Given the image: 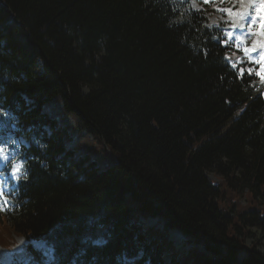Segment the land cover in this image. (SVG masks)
Returning a JSON list of instances; mask_svg holds the SVG:
<instances>
[{
  "label": "trees",
  "instance_id": "obj_1",
  "mask_svg": "<svg viewBox=\"0 0 264 264\" xmlns=\"http://www.w3.org/2000/svg\"><path fill=\"white\" fill-rule=\"evenodd\" d=\"M218 38L188 0H0V144L30 169L6 191L0 246L44 239L58 264H264L245 243L264 234V80ZM141 214L186 236L187 258L167 262Z\"/></svg>",
  "mask_w": 264,
  "mask_h": 264
},
{
  "label": "rangeland",
  "instance_id": "obj_2",
  "mask_svg": "<svg viewBox=\"0 0 264 264\" xmlns=\"http://www.w3.org/2000/svg\"><path fill=\"white\" fill-rule=\"evenodd\" d=\"M197 1H202V0H197ZM236 2H238V5L245 3L244 0H237ZM193 5L196 8L198 7V4L196 5L194 3ZM198 9H203V8L200 7ZM207 15L209 16L210 20L213 21L214 23L216 22L218 24L220 22H223V20H221L220 14H218V15L217 14H207ZM256 19L259 21L256 24L255 28H253V26L255 24H253L251 26V35H249L247 42L243 46L249 47L250 49H256V51H254V52L252 51V52H250V54L252 56H255L257 59H259L257 56V50H259L262 47L263 42L256 43V37L259 36V35L258 36H256V35L258 33H261V27H259L258 25L261 24L262 22H261L259 16H257ZM229 24H230V26L228 28H230L232 31L233 28L235 27V25L232 22H229ZM249 39H251V41L248 44ZM253 64L257 65L254 62H253ZM258 65L264 66V63L261 62ZM48 109L53 112L52 108H48ZM60 114L61 113H59L58 115L61 118ZM62 124L70 128L72 137L75 138L77 136L78 130L75 127L77 125V123H76L75 119L72 118V116H70V115L64 116ZM81 140L85 143L95 142L88 135H87V137H86V135H84V137H82ZM93 146L96 149H98L99 151H102V148L99 147L97 142H95V144ZM209 176L211 177V179L213 181H220V179H217L213 174H209ZM248 197H249V195L247 194V192H244L242 195H239V197L234 196L232 198L233 203L235 204L234 207H241V206L248 207L247 206L248 205ZM140 221L143 223L142 226H146V228H147V226H154V224H157L156 218H154V217L153 218L152 217L147 218L146 216H143V215L140 216ZM158 227L162 228L163 225L158 224ZM147 231L149 232V230H147ZM155 233L157 235L155 237H153L151 239V241L155 240V241H157V243L162 245V247L168 253L165 255L166 260H169L171 255L172 256L174 255L176 259H177V255L180 256V258H187V255L190 253L189 249H191L193 244L186 236H182L180 234H177L176 232L174 233V232L170 231L169 229L166 232L161 231V233L164 234V235L163 234L162 235L164 236L165 239L162 238L158 234V232H155ZM159 239H160V241H159ZM6 242L9 243V247L11 249L6 250V249H4L5 247H0V258H2V260H0V264H25L22 259H17V255L23 252L25 245L28 243L27 238L23 237V236H19V235L8 236ZM33 242H32V245L34 246V248L37 249V251L43 253V255L46 256L48 259H52V252L50 251V249L48 248V246L45 243L40 242V241L35 242V243H33ZM245 243L248 246H252L253 244H255L257 250L259 252H261L262 254H264V234L259 229L253 228V235L251 237L246 238ZM167 250H172V252H169ZM9 251L13 252V259H11V256L9 255ZM181 260H183V259H181ZM181 260H178V261L181 262Z\"/></svg>",
  "mask_w": 264,
  "mask_h": 264
},
{
  "label": "snow or ice",
  "instance_id": "obj_3",
  "mask_svg": "<svg viewBox=\"0 0 264 264\" xmlns=\"http://www.w3.org/2000/svg\"><path fill=\"white\" fill-rule=\"evenodd\" d=\"M248 11L240 14V19L242 23L239 25V31L237 32L235 29L232 31H226L224 34V38H218L220 40L221 46L227 47L229 44L234 45L237 49H240L244 52L250 61H253L256 64H260L261 60H264V50L259 52V59L250 54V50L248 47L241 48L242 44H245L247 41V37L251 35V26L253 24H257L256 17L259 16L261 20V24L258 26L261 29H264V0H251V3L248 5ZM261 35H264V31L261 32ZM262 49H264V45H262ZM251 51H256V49H252ZM235 68V65H232ZM238 75L243 77L244 69L240 68L238 70ZM248 75H252V69H248ZM257 76H260L262 80H264V66L261 67L259 71L256 72ZM0 160H3L6 163H10L12 168V176L16 182H19L21 179L27 180L28 173L30 171L29 168L26 167L25 162L23 160L19 161H11L9 149L6 145H0ZM5 184L0 181V195L3 194ZM9 191H11L10 185ZM9 202L5 199L0 202V210H4L5 205Z\"/></svg>",
  "mask_w": 264,
  "mask_h": 264
},
{
  "label": "bare ground",
  "instance_id": "obj_4",
  "mask_svg": "<svg viewBox=\"0 0 264 264\" xmlns=\"http://www.w3.org/2000/svg\"><path fill=\"white\" fill-rule=\"evenodd\" d=\"M237 23L240 25L241 23H242V21H241V19H240V15H239V17L237 18ZM264 30V29H263ZM257 39L259 40H262L263 39V36L262 35H259L258 37H257ZM263 45H264V42H263ZM260 48V47H259ZM261 50H264V49H262V47H261ZM0 260H2V258H0Z\"/></svg>",
  "mask_w": 264,
  "mask_h": 264
}]
</instances>
